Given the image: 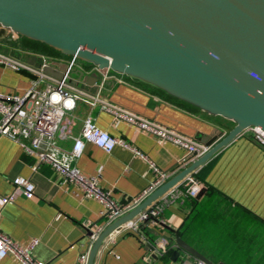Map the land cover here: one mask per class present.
I'll list each match as a JSON object with an SVG mask.
<instances>
[{
  "label": "crops",
  "instance_id": "crops-1",
  "mask_svg": "<svg viewBox=\"0 0 264 264\" xmlns=\"http://www.w3.org/2000/svg\"><path fill=\"white\" fill-rule=\"evenodd\" d=\"M0 50L35 68H40L50 59L67 57L38 50L27 42L25 36L1 24ZM77 68L84 69L89 75L95 72L94 67L83 60ZM76 78L72 75V79ZM39 80L29 70L15 71L0 66V93L23 94L37 81L39 89L46 87L45 81ZM100 82L101 77H98L93 84L80 81L76 87L96 93ZM100 95L104 100L204 144L218 137L213 143L215 145L236 125L231 119L182 105L161 88L113 70L109 71ZM88 116L98 127L114 137L124 138L146 156H137L121 145L107 152L91 142L85 144L83 154L75 164L85 175L98 176L101 185L111 190L119 203L138 196L155 180L151 162L168 171L171 178L193 163L183 148L170 142H159L137 127L115 119L99 105L77 102L76 109L64 119L66 134L79 135ZM58 141L65 149H70L73 144V140L62 133L58 134ZM36 163V157L26 153L13 139L0 136L1 230L23 246L38 238L34 254L46 264H77L80 254L89 247V231L105 223L104 206L97 200L83 198L75 185H62L51 165L42 163L34 170ZM195 174L206 183V190L199 198H187L183 203L168 206L162 213L163 221H146L138 232L120 231L108 236L94 264H186L195 257L180 246H173L177 244V235L166 226L180 233L187 221L195 218L194 228H188L185 235L187 233L189 240L202 246L200 249L206 257L222 259L219 262L225 264H262L264 147L240 135L198 168ZM18 176L31 178L35 183L33 197L15 190L12 181ZM12 194L14 200L3 205L2 199ZM206 243L212 244L210 250H207ZM162 246L169 248L165 255L157 253L156 249H162ZM0 264L19 262L13 255H8Z\"/></svg>",
  "mask_w": 264,
  "mask_h": 264
},
{
  "label": "water",
  "instance_id": "water-1",
  "mask_svg": "<svg viewBox=\"0 0 264 264\" xmlns=\"http://www.w3.org/2000/svg\"><path fill=\"white\" fill-rule=\"evenodd\" d=\"M0 24L66 56L155 85L235 127L208 152L156 189L99 235L88 264L104 240L171 188L183 182L252 126L264 128V0H0ZM69 63L50 59L45 73L63 80ZM93 84L99 72L71 71ZM204 187L197 195L199 198ZM157 221V219H153ZM177 235L178 246L214 263ZM92 231H89L91 235Z\"/></svg>",
  "mask_w": 264,
  "mask_h": 264
},
{
  "label": "built area",
  "instance_id": "built-area-1",
  "mask_svg": "<svg viewBox=\"0 0 264 264\" xmlns=\"http://www.w3.org/2000/svg\"><path fill=\"white\" fill-rule=\"evenodd\" d=\"M57 60L65 61L70 66L65 78L61 81L44 72L43 67L47 65L48 61H45L40 68H35L16 56L0 50V66L15 71L29 70L46 83V87L39 89L37 81L23 94L0 93V136L13 139L26 153L35 156L37 163L33 166L34 170H37L42 163L49 164L59 175L62 185L73 184L79 189L83 198L94 199L103 204L105 223L91 229L89 247L80 254L77 263L88 264L91 248L104 229L140 205L156 189L170 180L171 174L151 162V167L156 174L155 180L138 196L123 203L117 202L113 198L112 191L101 185L98 176L85 175L75 164L83 154L85 144L91 142L107 152H111L117 145H121L131 149L137 156L143 158L146 156L124 138L114 137L98 127L91 116L84 120L79 135L66 134L64 119L76 109L77 102H85L91 106L99 105L110 112L115 119L137 127L156 137L159 142H170L183 148L193 161L208 152L210 147L160 122L102 99L100 91L110 69L100 70L97 66L92 65L94 71L99 72L102 82H100L99 90L96 93H90L76 87L71 82V71L77 68L81 59L77 56H67ZM59 133L65 134L73 140L70 149H65L59 144ZM241 135L251 138L264 147V128L252 126ZM12 182L15 190L22 191L25 196L33 197L35 195L36 186L31 178L18 176ZM204 187L203 181L197 179L193 174L189 175L183 182L171 188L159 200L142 210L132 220L122 224L109 236L120 231L138 232L142 223L153 219L162 220V213L168 206L178 202L183 203L187 198L196 197ZM13 200L14 195L12 194L4 197L2 203L5 205ZM38 243L39 239L33 238L27 245H20L5 234L0 227V261L8 255H13L19 264H46L34 254ZM173 246L178 247L177 244ZM156 250L160 255H165L169 248L162 246V249L157 248ZM186 264L207 263L194 258Z\"/></svg>",
  "mask_w": 264,
  "mask_h": 264
},
{
  "label": "trees",
  "instance_id": "trees-1",
  "mask_svg": "<svg viewBox=\"0 0 264 264\" xmlns=\"http://www.w3.org/2000/svg\"><path fill=\"white\" fill-rule=\"evenodd\" d=\"M25 39L27 40V42L29 43V44H31L32 46H35L36 47V49H38V50H41V51H43V52H46V53H50V54H52V55H57V56H59V55H63L61 52H59L58 50H56L55 48H53V47H51V46H49V45H47V44H45V43H42V42H40V41H36V40H31V39H28V38H26L25 37ZM175 101H177L178 103H180V104H182V105H185V106H187V107H189V108H191V109H199L198 107H196V106H194V105H192V104H190V103H188V102H186V101H184V100H181V99H178V98H175V97H172ZM197 179H199V180H201V181H203V178H201V176L200 175H198V174H195L194 175ZM204 183H205V181H203ZM205 185H206V183H205ZM195 220H196V218L195 219H193V221L192 220H189V222L187 221V223L185 224V226L183 227V229L180 231V233H181V237L183 238V240H185L187 243H189L191 246H193L195 249H197L200 253H202L203 255H204V253L201 251V249H200V247H202L199 243H196L195 241H192V240H189L187 237H186V235H187V233H186V235H185V232H187V229L188 228H194V223H196L195 222ZM190 223H192V225L190 226ZM179 233V234H180ZM207 244V250L209 249L210 250V248H211V243H206ZM224 244H226V243H224ZM205 256V255H204ZM206 257V256H205ZM208 258V257H207ZM209 259V258H208ZM210 260L211 261H213L214 263H216V262H219V261H221L222 259H215V260H213V259H211L210 258ZM225 261L227 260V258L226 259H224ZM263 260V259H262ZM262 264H264L263 262H262Z\"/></svg>",
  "mask_w": 264,
  "mask_h": 264
},
{
  "label": "rangeland",
  "instance_id": "rangeland-1",
  "mask_svg": "<svg viewBox=\"0 0 264 264\" xmlns=\"http://www.w3.org/2000/svg\"><path fill=\"white\" fill-rule=\"evenodd\" d=\"M78 63H81V60H80V62H78ZM262 259H263V260H262ZM262 259H261V261L264 263V258H262Z\"/></svg>",
  "mask_w": 264,
  "mask_h": 264
}]
</instances>
